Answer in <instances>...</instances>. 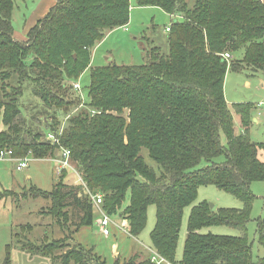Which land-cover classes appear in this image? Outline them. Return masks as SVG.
I'll return each instance as SVG.
<instances>
[{
    "label": "trees",
    "instance_id": "16d2710c",
    "mask_svg": "<svg viewBox=\"0 0 264 264\" xmlns=\"http://www.w3.org/2000/svg\"><path fill=\"white\" fill-rule=\"evenodd\" d=\"M134 2L174 16L166 34L167 50L152 44L141 63L93 65L92 48L107 31L128 23L130 0H57L29 28L25 41L14 37L13 0H0V123L6 127L0 129V148L34 160L67 148L83 181L70 186L58 180L52 191L30 188L23 195L49 197L57 216H66L61 213L66 205L80 224L93 226L89 196L101 193L105 213L122 218L132 237L145 228L148 206L155 205L151 246L113 264H155L151 249L171 264H264V255L254 259L247 232L256 198L250 184L264 181V160L258 157L260 150L264 155V142L250 133L253 104L235 103L233 113L223 92L228 66L238 71L245 66L264 75V1ZM225 52L241 57L226 59ZM86 70L89 83L78 87L84 93L69 95ZM24 82L34 84L32 92L48 112L53 109L50 119L42 118L47 131L35 132L28 140L19 136L16 123ZM233 114L240 119L237 134ZM220 128L227 143L220 139ZM48 134L56 136L57 143ZM144 148L152 164L145 161ZM205 185L234 195L242 206L215 209L206 199L193 204L198 188ZM11 190L4 192L14 194ZM126 198L128 204L119 211ZM255 221L257 243L264 247V218ZM57 222L62 226L64 219ZM220 225L240 234L203 232ZM67 237L36 245V250L51 255L53 249L67 248L63 264L68 259L106 264L93 246L70 244ZM8 262L7 251L3 264Z\"/></svg>",
    "mask_w": 264,
    "mask_h": 264
},
{
    "label": "rangeland",
    "instance_id": "374dc122",
    "mask_svg": "<svg viewBox=\"0 0 264 264\" xmlns=\"http://www.w3.org/2000/svg\"><path fill=\"white\" fill-rule=\"evenodd\" d=\"M192 1L190 0V3ZM13 3L12 22L14 37L25 41L29 28L37 22V3L35 4L33 0H27L26 2L24 0H13ZM130 5L132 6L130 11L132 18V23L129 25L130 30L124 32V35L116 32L107 36L98 48L97 57H99V60L93 59L91 62L93 65L141 63L144 60L145 49H149L152 44L159 45L163 51L167 50L166 35L162 34L165 25H170L167 13L157 6H135L134 0H130ZM50 8H48V11ZM134 36H137V38L134 39ZM104 56H107L108 59H104ZM231 58L232 55L229 53V57L226 59ZM247 73L250 75V71ZM88 75L89 70L84 71L82 77L78 81H74V84H76L74 86L80 84L84 88L89 83ZM13 83H15V79ZM32 87H34L32 83H23L22 93L19 97L20 113L16 118L17 132L19 136L26 140L30 139L31 134L33 135L35 132L44 133V131H47L45 130L46 126L42 125V118L47 116L50 119L48 113H51L53 110L51 112L47 111L48 108L44 106L43 101L33 94ZM240 88L243 89L245 87L240 84ZM79 90V88H71L72 92H68L69 95L76 97L79 92L84 93ZM242 92L247 93L248 90L244 89ZM232 111L234 113V109ZM239 120H233L234 134L239 132ZM5 128L0 123V129ZM51 136L53 137L52 143H57L56 136L48 134V137ZM219 136L222 143H227L224 129L220 128ZM67 150V148L60 147L58 152L54 153H57L56 155L48 154L46 157L36 158L37 160H34L35 158H32L28 154V156L22 158L33 160L30 161L28 167L21 170H16V163L10 159L0 160V196H3L2 198L8 201L7 205L11 209L9 210L7 207L5 209L2 199H0V264H3L7 251L8 264H63L61 257L67 248H56L53 249L51 255H43L36 250L38 248L36 245L44 247L48 242L57 241L67 236L72 238L71 240L67 237L70 244L80 242L85 247L93 246L95 251L105 259L106 264H113L117 258L121 260L124 257H129L136 250H143V245L151 246L149 232L155 223V205L148 206L146 226L137 237H132L128 234L126 223L119 216L111 217L112 220L109 223L110 234L104 236L97 222L101 213L105 211L101 203L98 205L94 203L92 198L93 193H90L89 196L93 205V226H83L80 224L79 217L72 215L71 212L69 214L66 205H64L65 207L62 206L61 212L65 213L66 216L63 214L57 216L49 197L23 195L24 190L26 191L30 188L33 190L52 191L58 180H63L66 185L70 186L83 184L76 165L69 158L70 154L67 157ZM141 153L145 161L152 164L147 149H142ZM12 158L15 161V159L21 157L12 156ZM203 164L204 162L202 161L199 166H203ZM65 170L67 173L63 175L62 171ZM62 175L65 177H61ZM82 187L85 189L84 185ZM6 189H12L11 191H15V193L8 194L4 192ZM250 189L256 195V198L252 204L251 220L247 225V232L249 240L252 241L253 257L256 259L264 255V247L258 245L255 234V218L258 216L264 218V181H253L250 184ZM95 194L102 195L101 193ZM203 199H206L208 203H212L213 205H210V207L215 209L219 207L242 206L241 201L234 195L224 192L214 185L200 186L197 198L193 204ZM128 202L127 198L126 200L124 199L122 208L119 211H122ZM189 207H185L184 209V218L177 247V259L181 256L183 250ZM57 217L60 220L64 219L62 226L57 222ZM203 232L224 235L240 234L238 230L224 225L207 227L203 229ZM67 264L75 263L72 259H68Z\"/></svg>",
    "mask_w": 264,
    "mask_h": 264
},
{
    "label": "crops",
    "instance_id": "0c3cea01",
    "mask_svg": "<svg viewBox=\"0 0 264 264\" xmlns=\"http://www.w3.org/2000/svg\"><path fill=\"white\" fill-rule=\"evenodd\" d=\"M55 2L56 0H39L36 6V9H37L36 11L38 12L37 20L42 18L48 11V8L54 5ZM131 7L132 6L130 5V11H131ZM167 15L169 17L168 23L171 24L174 16L170 14H167ZM178 18L181 19L180 17ZM131 23H132V18L130 15V19L128 23L126 24V26L118 27V28L107 31L105 37L92 48L91 62L93 59L99 60V57H97L98 48L100 47L104 39L107 38V36H110L111 34L116 33V32H118L120 35H124V32H128L130 30L129 25ZM167 27L169 26L165 25L163 33H162L163 35L167 34L168 32L166 30ZM133 38L136 39L137 36H134ZM145 53H146V50H145ZM231 55H232V59L234 58L240 59L241 57L239 53H237L236 55L234 54H231ZM104 59H108V57L104 56ZM249 69L250 68L243 66V69L238 71V70H231L230 66H228L226 75L224 78V84H223L224 98L231 111L232 109H234L233 104L235 103H242V102L250 101L253 104V109L251 112L252 125L250 126V133H251L252 138L255 141L264 142V75L262 72H259V71L252 72ZM248 71H250V75H248L247 73ZM240 84L245 88L243 89L240 88ZM244 89L245 90L247 89L248 92L243 93L242 90ZM233 117H234L233 118L234 121L238 120V115L233 114ZM258 157L261 160H264L263 151L261 150L259 151ZM2 197L3 196H0V199H2L3 201L2 203H3L4 208L6 209L7 207L9 210H11L10 207H8L7 205L8 201Z\"/></svg>",
    "mask_w": 264,
    "mask_h": 264
},
{
    "label": "built area",
    "instance_id": "2783aa9c",
    "mask_svg": "<svg viewBox=\"0 0 264 264\" xmlns=\"http://www.w3.org/2000/svg\"><path fill=\"white\" fill-rule=\"evenodd\" d=\"M166 30L168 31L169 27H167ZM223 56L228 58L229 57V52H225L223 54ZM74 85H76V84H74ZM78 86L79 85L73 86V87L74 88H78ZM69 154H70V152H69V150H67V157H68ZM12 156H13L12 155V150L6 149V148H0V160L12 159ZM15 161H16L15 168L17 170H21V169L26 167L28 159L27 158H17V159H15ZM92 198H93V201H94V203L96 205H98L99 203L102 202L101 195H99V194H96L95 196H92ZM111 220L112 219H110V217L105 212H102L101 215L99 216L97 224L99 226V229H100L101 233L104 236H107V235L110 234L109 223L111 222ZM148 249H151V248H148ZM150 253H151L150 259L155 264H171L170 262L165 260L163 257H161L156 251H154V249H151Z\"/></svg>",
    "mask_w": 264,
    "mask_h": 264
},
{
    "label": "water",
    "instance_id": "95a60500",
    "mask_svg": "<svg viewBox=\"0 0 264 264\" xmlns=\"http://www.w3.org/2000/svg\"><path fill=\"white\" fill-rule=\"evenodd\" d=\"M209 205H211V206H212L213 204H212V203H209Z\"/></svg>",
    "mask_w": 264,
    "mask_h": 264
},
{
    "label": "clouds",
    "instance_id": "9594fccd",
    "mask_svg": "<svg viewBox=\"0 0 264 264\" xmlns=\"http://www.w3.org/2000/svg\"><path fill=\"white\" fill-rule=\"evenodd\" d=\"M110 217V216H109ZM111 218V217H110ZM112 219V218H111ZM144 247H146L145 245H143Z\"/></svg>",
    "mask_w": 264,
    "mask_h": 264
}]
</instances>
